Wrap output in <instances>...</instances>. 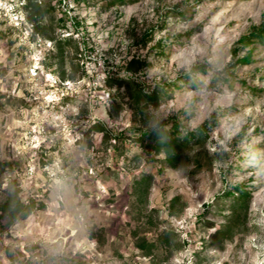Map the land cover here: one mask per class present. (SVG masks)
<instances>
[{"label": "rangeland", "instance_id": "1", "mask_svg": "<svg viewBox=\"0 0 264 264\" xmlns=\"http://www.w3.org/2000/svg\"><path fill=\"white\" fill-rule=\"evenodd\" d=\"M11 1L26 2L19 16L33 26L0 17V202L16 191L36 206L12 223L0 212V264H264V44L234 52L264 21V0ZM29 34L51 40L46 64L67 83L62 100L45 99L60 92L53 80L28 78ZM247 54L233 88L211 82ZM133 57L146 65L130 69ZM196 63L207 65L204 85L183 84L158 107L136 106L110 80L151 89ZM214 111L225 114L207 142L173 166L137 141L138 129L177 122L185 132ZM98 122L110 139L89 131ZM144 173L148 188L136 183ZM239 184L251 192L244 206L219 198ZM142 237L155 245L138 248Z\"/></svg>", "mask_w": 264, "mask_h": 264}, {"label": "trees", "instance_id": "2", "mask_svg": "<svg viewBox=\"0 0 264 264\" xmlns=\"http://www.w3.org/2000/svg\"><path fill=\"white\" fill-rule=\"evenodd\" d=\"M140 0H110L109 5H124L129 3H136ZM27 7L31 6L28 2ZM183 18L189 19L192 15H187V11H180L179 13ZM33 14L29 15V19H34ZM37 31H41V27L37 25ZM37 33V32H36ZM35 34V32H34ZM152 40V35L148 32L144 33L141 39V43L146 44L148 41ZM256 43L264 44V21L252 27V29L243 34L236 43V48L234 49L235 54L240 49L248 48ZM64 44L70 45L71 38H66L64 41H57V46L61 53L64 52ZM251 61L250 55L247 54L241 58H238L235 62L228 64L222 70L214 73L211 82L217 84L219 82L226 84L230 88L234 87V68L239 64H247ZM130 69L142 68L146 65V60L137 59L133 57L130 62ZM207 65L205 63H196L190 67L188 71H184L176 80L157 83L153 88L146 89L145 85L138 81L136 78L126 76V77H114L110 80L115 83L119 88L126 87L129 91V98L131 102L136 106L152 104L156 107L160 106L164 102H167L171 98V92L180 88L183 84L194 89L199 88L204 85V81L198 77V73H206ZM242 84H246L245 80L241 81ZM225 113L222 111H214L204 122L198 125L193 130H186L182 132L180 123L172 122L170 127H167L165 122L158 123L156 126L147 129H138L137 141H140L147 145V147H152L156 149L157 152H165L166 156L163 158L162 162L173 166L174 161L177 159L180 152L192 148L198 144H205L210 137V132L219 125L220 118ZM89 131L101 132L105 140L111 138L110 133L105 128L103 122H98L93 124ZM119 137V136H116ZM152 181V175L144 173L140 179L136 182L138 185H144L146 188L150 185ZM231 196L235 200V204L244 206L245 202L251 197V192L243 184L236 185L230 190L225 191L220 199ZM175 198L174 200H176ZM36 204L34 201L26 204L24 203L19 194L14 191L11 192L3 201L0 202V212L2 216L8 218V222L12 223L20 215L30 214ZM205 216V212L201 213L199 217ZM155 245L154 242L148 241L145 237L140 238L137 241V247L140 249H146L147 246Z\"/></svg>", "mask_w": 264, "mask_h": 264}, {"label": "built area", "instance_id": "3", "mask_svg": "<svg viewBox=\"0 0 264 264\" xmlns=\"http://www.w3.org/2000/svg\"><path fill=\"white\" fill-rule=\"evenodd\" d=\"M21 2L22 1H20V3ZM22 3L23 7H21L18 3H16L15 6L14 1L8 2V0H0V17H5L7 20H15V25L21 28L20 23H18L19 17L21 21H24L25 19L23 18V16H19V14L23 10L26 2L24 3L23 1ZM24 22V24L26 25L30 24L33 26V24L28 23V21ZM25 31H28V28H25ZM31 35L33 36V33ZM31 35L29 34V37L26 36V38H28L30 43L33 45V48L34 46L35 48L32 50L31 61L29 63V66L27 67V76L32 81H39L42 79H45L46 81H48L49 79L53 80L54 72L52 71L51 67L46 64L47 55L53 49V44L51 40H43L39 36L33 38V40H30ZM47 84H49L50 86L49 90L53 91L59 89L58 91L60 92L53 93V95H50L51 93L47 94V98H45L46 100H50L53 102L55 101V97H60V99H58L59 101L62 100L65 96H67L68 92L65 91V87L67 86L66 82H63L58 78V80L54 79L53 81H49V83ZM37 97L38 96H36L35 98Z\"/></svg>", "mask_w": 264, "mask_h": 264}]
</instances>
